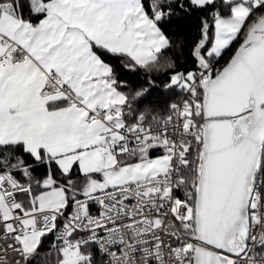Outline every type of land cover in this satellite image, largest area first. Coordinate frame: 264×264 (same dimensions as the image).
Returning a JSON list of instances; mask_svg holds the SVG:
<instances>
[{"label": "snow or ice", "instance_id": "snow-or-ice-1", "mask_svg": "<svg viewBox=\"0 0 264 264\" xmlns=\"http://www.w3.org/2000/svg\"><path fill=\"white\" fill-rule=\"evenodd\" d=\"M0 264H264V0H0Z\"/></svg>", "mask_w": 264, "mask_h": 264}, {"label": "trees", "instance_id": "trees-1", "mask_svg": "<svg viewBox=\"0 0 264 264\" xmlns=\"http://www.w3.org/2000/svg\"><path fill=\"white\" fill-rule=\"evenodd\" d=\"M182 22L181 21H177V24L179 25V24H181Z\"/></svg>", "mask_w": 264, "mask_h": 264}]
</instances>
